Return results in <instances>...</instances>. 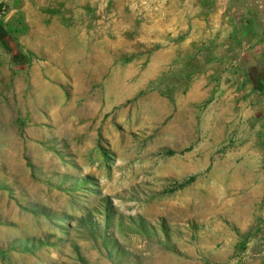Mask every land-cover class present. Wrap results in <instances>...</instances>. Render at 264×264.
<instances>
[{"label":"rangeland","instance_id":"374dc122","mask_svg":"<svg viewBox=\"0 0 264 264\" xmlns=\"http://www.w3.org/2000/svg\"><path fill=\"white\" fill-rule=\"evenodd\" d=\"M0 264H264V0H0Z\"/></svg>","mask_w":264,"mask_h":264},{"label":"crops","instance_id":"0c3cea01","mask_svg":"<svg viewBox=\"0 0 264 264\" xmlns=\"http://www.w3.org/2000/svg\"><path fill=\"white\" fill-rule=\"evenodd\" d=\"M223 100H224L223 103H220V105H222V104H225L226 105V99H223ZM224 113H226V112L224 111Z\"/></svg>","mask_w":264,"mask_h":264}]
</instances>
